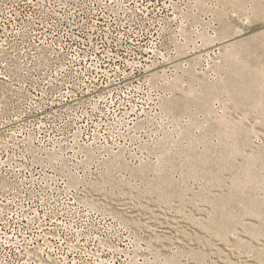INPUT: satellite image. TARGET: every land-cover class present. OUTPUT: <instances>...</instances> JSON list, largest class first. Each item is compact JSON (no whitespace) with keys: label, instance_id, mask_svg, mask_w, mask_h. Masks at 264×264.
Segmentation results:
<instances>
[{"label":"rangeland","instance_id":"obj_1","mask_svg":"<svg viewBox=\"0 0 264 264\" xmlns=\"http://www.w3.org/2000/svg\"><path fill=\"white\" fill-rule=\"evenodd\" d=\"M158 51L136 121L60 173L121 264H264V0H182Z\"/></svg>","mask_w":264,"mask_h":264},{"label":"built area","instance_id":"obj_2","mask_svg":"<svg viewBox=\"0 0 264 264\" xmlns=\"http://www.w3.org/2000/svg\"><path fill=\"white\" fill-rule=\"evenodd\" d=\"M181 2L0 0V264H121L120 226L60 170L136 121Z\"/></svg>","mask_w":264,"mask_h":264},{"label":"bare ground","instance_id":"obj_3","mask_svg":"<svg viewBox=\"0 0 264 264\" xmlns=\"http://www.w3.org/2000/svg\"><path fill=\"white\" fill-rule=\"evenodd\" d=\"M198 2V1H197ZM202 3V2H201ZM200 4V3H199Z\"/></svg>","mask_w":264,"mask_h":264}]
</instances>
